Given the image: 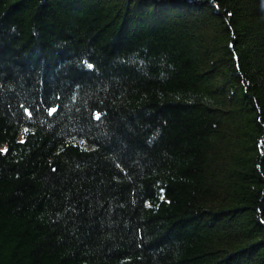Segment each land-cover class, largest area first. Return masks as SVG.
Wrapping results in <instances>:
<instances>
[{
	"label": "trees",
	"instance_id": "1",
	"mask_svg": "<svg viewBox=\"0 0 264 264\" xmlns=\"http://www.w3.org/2000/svg\"><path fill=\"white\" fill-rule=\"evenodd\" d=\"M0 264H264V0H0Z\"/></svg>",
	"mask_w": 264,
	"mask_h": 264
},
{
	"label": "snow or ice",
	"instance_id": "2",
	"mask_svg": "<svg viewBox=\"0 0 264 264\" xmlns=\"http://www.w3.org/2000/svg\"><path fill=\"white\" fill-rule=\"evenodd\" d=\"M89 67H91V65H89ZM53 111H55V109H53ZM97 118H99V114H97Z\"/></svg>",
	"mask_w": 264,
	"mask_h": 264
}]
</instances>
